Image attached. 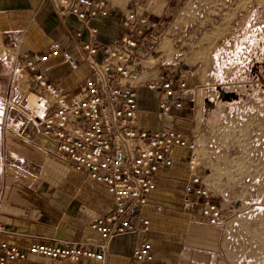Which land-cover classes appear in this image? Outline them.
Here are the masks:
<instances>
[{
	"label": "crops",
	"instance_id": "crops-1",
	"mask_svg": "<svg viewBox=\"0 0 264 264\" xmlns=\"http://www.w3.org/2000/svg\"><path fill=\"white\" fill-rule=\"evenodd\" d=\"M107 1L110 15L94 19L92 23L98 31L93 32L77 15L59 14L55 0H0V41L5 46H18L21 51L41 55L54 40H59L63 48L78 55L85 40L102 44L112 42L124 11L136 9L155 22L159 17L161 19L170 3V0ZM160 23H154L155 27L148 34L156 35ZM162 38L160 34L155 49L149 38L139 48L135 64L141 72L140 85L136 88L141 124L150 129L162 125L186 126L188 134L197 135L205 182L214 197L218 200L238 199L243 196L238 178L227 171L213 174L214 149L206 145L204 130L208 128L198 115V106L215 95L211 89L213 84L203 81L195 72L189 79L186 76L188 87L177 95L183 101V107L172 114L159 110L156 93L145 85L169 71L175 78L186 73L172 61L164 59ZM19 61L23 63L22 58ZM14 64V58L0 57V223L4 225L0 241L21 248H27L35 240L71 241L99 249L103 240L91 227V222L96 216L111 211L113 195L104 183L76 170L71 162L57 156L56 140L45 135L41 125L15 108L6 112L2 109L9 96L25 102L27 94L37 85L33 74L25 67L14 74ZM38 66L47 79L64 92L81 95L85 92V79L92 73L86 62L72 70L62 54L39 62ZM37 91L47 109L55 106L50 94L40 87ZM188 99L195 106L192 115L184 112ZM174 154L173 164L158 172L157 187L150 193L149 202L132 215L137 225L141 223V217L148 218V230L113 236L104 249L102 260L88 257L76 261L54 260L29 254L14 264H233L230 250L234 248L233 242L239 232V227L233 223L234 215L221 201L228 217L227 226L221 229L207 223L201 213L199 198L184 201V186L189 177L186 152L175 148ZM146 240L152 243L154 258L135 260L134 248Z\"/></svg>",
	"mask_w": 264,
	"mask_h": 264
},
{
	"label": "built area",
	"instance_id": "built-area-1",
	"mask_svg": "<svg viewBox=\"0 0 264 264\" xmlns=\"http://www.w3.org/2000/svg\"><path fill=\"white\" fill-rule=\"evenodd\" d=\"M107 3V0H55L59 14L77 15L93 32H97L98 27L92 21L110 15ZM154 27V22L145 13L131 8L121 14L119 30L112 42L102 44L85 40L78 55L63 48L59 40H54L41 55L21 51L18 46H5L0 41V57L15 60L14 74L25 67L37 83L25 102L9 96L2 109L6 112L15 108L41 125L42 132L56 140L57 156L71 162L76 170L104 183L114 198L111 211L96 216L91 222V227L103 240L99 249L71 241L35 240L27 248L0 241V264H14L29 254L54 260L76 261L82 257L102 260L104 249L113 236L148 230V218L141 217V223L137 225L132 215L149 202L150 193L157 187L158 172L174 162L175 148L186 152L189 177L184 186V201L199 198L201 213L207 223L221 229L227 226L226 207L214 197L205 182L197 135L169 125L150 129L141 124L136 91L141 72L135 64L139 48L149 38L155 49L159 35L148 34ZM60 54L72 70H77L82 62L90 66L92 73L85 79L84 95L64 92L39 69V62ZM19 58L23 59L22 64ZM145 85L156 93L157 106L162 113L172 114L183 107V101L177 95L188 87L186 74L181 73L175 78L169 71ZM37 87L52 96L53 108H46ZM0 231H4L2 223ZM133 257L138 261L152 260V243L146 240L137 245Z\"/></svg>",
	"mask_w": 264,
	"mask_h": 264
},
{
	"label": "rangeland",
	"instance_id": "rangeland-1",
	"mask_svg": "<svg viewBox=\"0 0 264 264\" xmlns=\"http://www.w3.org/2000/svg\"><path fill=\"white\" fill-rule=\"evenodd\" d=\"M163 12L164 59L213 84L198 106L213 174L227 171L243 191L219 200L239 227L233 264H264V0H170ZM194 109L188 99L184 112Z\"/></svg>",
	"mask_w": 264,
	"mask_h": 264
}]
</instances>
